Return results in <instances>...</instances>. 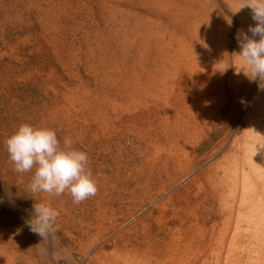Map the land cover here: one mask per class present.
<instances>
[{
    "label": "rangeland",
    "instance_id": "obj_1",
    "mask_svg": "<svg viewBox=\"0 0 264 264\" xmlns=\"http://www.w3.org/2000/svg\"><path fill=\"white\" fill-rule=\"evenodd\" d=\"M204 1L0 0V264H264V0Z\"/></svg>",
    "mask_w": 264,
    "mask_h": 264
},
{
    "label": "bare ground",
    "instance_id": "obj_2",
    "mask_svg": "<svg viewBox=\"0 0 264 264\" xmlns=\"http://www.w3.org/2000/svg\"><path fill=\"white\" fill-rule=\"evenodd\" d=\"M191 1H192L191 6H185L186 7V11H185L186 15H193V13H195V12L199 13V12H201L202 8H203V12L208 10V8L205 7V5H204L206 3L204 0H202L201 6L199 5V0H191ZM257 2L259 4H261V6H262L261 1H257ZM253 12H254V10L251 9V13H253ZM205 15H207V14H205Z\"/></svg>",
    "mask_w": 264,
    "mask_h": 264
}]
</instances>
